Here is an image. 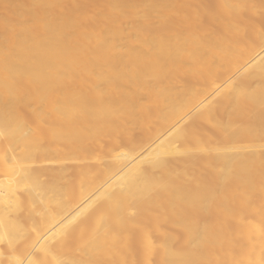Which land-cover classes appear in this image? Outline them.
<instances>
[{"label":"bare ground","instance_id":"6f19581e","mask_svg":"<svg viewBox=\"0 0 264 264\" xmlns=\"http://www.w3.org/2000/svg\"><path fill=\"white\" fill-rule=\"evenodd\" d=\"M0 264H264V0H0Z\"/></svg>","mask_w":264,"mask_h":264}]
</instances>
